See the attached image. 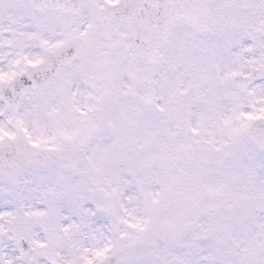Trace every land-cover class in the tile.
Segmentation results:
<instances>
[{
	"label": "snow or ice",
	"instance_id": "snow-or-ice-1",
	"mask_svg": "<svg viewBox=\"0 0 264 264\" xmlns=\"http://www.w3.org/2000/svg\"><path fill=\"white\" fill-rule=\"evenodd\" d=\"M0 264H264V0H0Z\"/></svg>",
	"mask_w": 264,
	"mask_h": 264
}]
</instances>
